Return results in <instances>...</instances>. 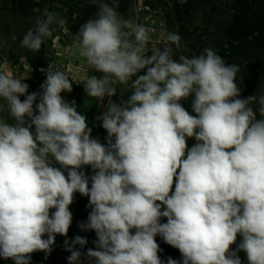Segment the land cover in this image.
Listing matches in <instances>:
<instances>
[{
  "label": "clouds",
  "instance_id": "1",
  "mask_svg": "<svg viewBox=\"0 0 264 264\" xmlns=\"http://www.w3.org/2000/svg\"><path fill=\"white\" fill-rule=\"evenodd\" d=\"M86 2L96 12L74 38L98 75L73 81L48 64L29 92L27 78L0 72V259L31 264L61 235L68 264H165L159 236L181 254L166 264H243L240 252L264 264V93L242 97L240 66L211 48L176 58L177 33L149 55L150 30L117 0ZM65 23L45 7L21 47L39 52ZM73 82L107 101L104 142L62 95ZM77 193L90 209L79 228L96 235L86 253V237L67 239Z\"/></svg>",
  "mask_w": 264,
  "mask_h": 264
},
{
  "label": "rangeland",
  "instance_id": "2",
  "mask_svg": "<svg viewBox=\"0 0 264 264\" xmlns=\"http://www.w3.org/2000/svg\"><path fill=\"white\" fill-rule=\"evenodd\" d=\"M116 6L123 18L143 24L150 30L149 55L152 49L164 47L168 33H177L181 40L178 48L173 45L176 58L199 55L205 48H211L227 64L240 66L236 82L242 97L264 93V0H117ZM45 7L59 12L66 23L54 26L53 35L46 39L41 50L32 53L21 47V41L25 33L35 27V21ZM95 12L96 8L86 0H0V72L27 78L23 82L29 85V92L40 90L46 79L40 69L48 64L73 81L97 74L91 72L77 55L74 38L79 25ZM121 88L126 98L129 93L124 86ZM62 95L69 102L75 100L93 129V137L104 142L106 132L96 117L107 101L87 98L83 85L75 82L72 92ZM118 95L113 99H118ZM184 103L190 110V101ZM3 104L0 100V105ZM6 115L0 111V116ZM84 171L92 174L90 168ZM87 205L88 198L79 193L70 205L73 221L67 239L72 240L77 235L86 237L88 244L80 249L82 253L95 248L96 240L94 231L85 232L79 228L80 222L87 220L90 211ZM162 222H166V218ZM55 239L51 254L46 257L44 252H35L31 254V264H68L70 253L65 250L66 237L57 235ZM156 241L162 249L159 255L165 264L168 257L180 260L178 249L166 244L159 236ZM239 256L243 264H247L245 253L240 252ZM81 260L82 264H89L83 256ZM0 264H11V261L0 259Z\"/></svg>",
  "mask_w": 264,
  "mask_h": 264
}]
</instances>
